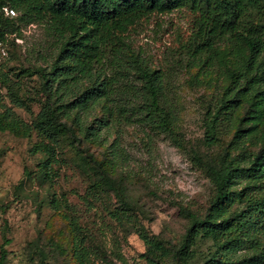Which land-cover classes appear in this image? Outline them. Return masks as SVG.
I'll use <instances>...</instances> for the list:
<instances>
[{"label": "rangeland", "instance_id": "374dc122", "mask_svg": "<svg viewBox=\"0 0 264 264\" xmlns=\"http://www.w3.org/2000/svg\"><path fill=\"white\" fill-rule=\"evenodd\" d=\"M195 19L190 8H182L130 29L120 68L109 65L104 72L115 78L117 93L80 111L82 123L75 114L68 122L83 143L80 148L67 130L49 126V135H42L34 128L46 101L43 75L54 62L55 39L38 24L23 26L21 38H9L0 65L23 106L15 105L0 83V255L8 241L5 264H77L74 228L102 246L108 259L102 264H149V259L175 264L190 226L184 211L203 217L215 197L212 176L196 159L220 168L240 153H257L264 141V118L233 82L246 69L247 47L222 43L212 55L193 58L183 47L195 31ZM141 66L163 77L164 97L178 113L170 129L120 115L134 97L126 79L142 93ZM98 79H85L79 89ZM211 120L217 126L214 145L206 141ZM90 128L94 136L81 135V129ZM238 130L246 132L237 139ZM90 155L124 179L130 209L114 193L96 187ZM93 187L103 202L89 209L81 197ZM121 213L128 217L118 220ZM210 249L209 242H201L195 264H203Z\"/></svg>", "mask_w": 264, "mask_h": 264}, {"label": "trees", "instance_id": "16d2710c", "mask_svg": "<svg viewBox=\"0 0 264 264\" xmlns=\"http://www.w3.org/2000/svg\"><path fill=\"white\" fill-rule=\"evenodd\" d=\"M182 8H190L196 14L195 31L183 47L193 58L212 55L222 43L247 47L246 69L233 82L237 81L242 92L251 99L254 111L263 119L264 0H0L2 48L5 49L11 36L22 37L23 26L34 24L43 25L55 39V59L50 71L43 75L42 92L46 101L40 113L41 121L35 122L34 128L42 135H49V126L67 130L76 142L73 144L80 148L83 143L77 141L68 122L75 114L82 123L80 111L91 110L102 97L117 93L115 78H109L104 72L110 66H120L118 62L130 29L155 14H169ZM5 9L14 11L15 16H8ZM138 68L144 82L142 93L126 79V89L134 97L128 107L120 109L121 117L127 120L136 116L170 129L178 113L164 97L162 75L157 70ZM117 74L119 78H126L118 69ZM95 76H100V83L79 89L85 79ZM0 83L13 103L22 107L21 99L14 93V82L1 65ZM214 120L207 130L208 145L216 143ZM80 132L82 136L84 132L94 136L96 130L81 129ZM245 132L238 130L235 137L238 139V134ZM90 156L95 166L96 187L114 193L123 207L130 209L131 204L125 199L124 179L111 175L100 161ZM196 160L211 174L215 197L203 217L184 211L190 226L176 251L175 264H195L199 244L204 241L210 243L211 251L203 264H264V141L257 153H240L220 168ZM81 198L89 209L103 202L102 194L94 187ZM125 217L128 215L121 213L117 218L122 221ZM74 223L78 225L77 221ZM74 231L73 256L77 264L107 262L102 246L92 245L88 235L78 233L76 228ZM141 237L148 242L144 235ZM5 245L0 264L6 262ZM117 258L123 260L120 254ZM148 263L160 264L152 259Z\"/></svg>", "mask_w": 264, "mask_h": 264}, {"label": "built area", "instance_id": "2783aa9c", "mask_svg": "<svg viewBox=\"0 0 264 264\" xmlns=\"http://www.w3.org/2000/svg\"><path fill=\"white\" fill-rule=\"evenodd\" d=\"M5 12L8 16H15V12L11 11L9 9H5ZM0 51L3 56H7V52L4 48H2V45L0 44Z\"/></svg>", "mask_w": 264, "mask_h": 264}]
</instances>
